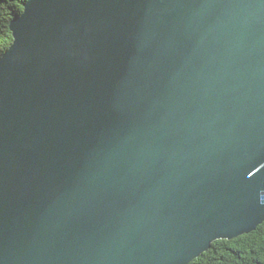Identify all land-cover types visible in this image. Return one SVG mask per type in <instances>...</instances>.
I'll use <instances>...</instances> for the list:
<instances>
[{
  "label": "water",
  "instance_id": "1",
  "mask_svg": "<svg viewBox=\"0 0 264 264\" xmlns=\"http://www.w3.org/2000/svg\"><path fill=\"white\" fill-rule=\"evenodd\" d=\"M0 58V264H189L264 223V0H27Z\"/></svg>",
  "mask_w": 264,
  "mask_h": 264
},
{
  "label": "trees",
  "instance_id": "2",
  "mask_svg": "<svg viewBox=\"0 0 264 264\" xmlns=\"http://www.w3.org/2000/svg\"><path fill=\"white\" fill-rule=\"evenodd\" d=\"M27 0H0V58L13 42L10 21L23 12ZM189 264H264V223L249 234L216 240Z\"/></svg>",
  "mask_w": 264,
  "mask_h": 264
}]
</instances>
